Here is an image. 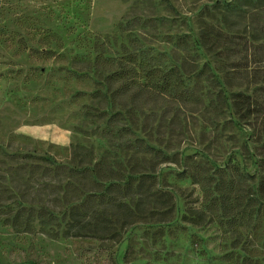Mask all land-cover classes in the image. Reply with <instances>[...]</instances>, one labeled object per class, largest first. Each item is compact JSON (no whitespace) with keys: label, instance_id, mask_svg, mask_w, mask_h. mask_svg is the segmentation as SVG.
Wrapping results in <instances>:
<instances>
[{"label":"rangeland","instance_id":"374dc122","mask_svg":"<svg viewBox=\"0 0 264 264\" xmlns=\"http://www.w3.org/2000/svg\"><path fill=\"white\" fill-rule=\"evenodd\" d=\"M0 264H264V0H0Z\"/></svg>","mask_w":264,"mask_h":264},{"label":"trees","instance_id":"16d2710c","mask_svg":"<svg viewBox=\"0 0 264 264\" xmlns=\"http://www.w3.org/2000/svg\"><path fill=\"white\" fill-rule=\"evenodd\" d=\"M96 69H105L109 72L106 76L108 87L114 90V94H125L136 90H158L160 92L171 93L172 91L181 92L183 86V80L180 77L179 72L168 71L165 72L158 67L151 65L148 61H145V55L143 52L131 51L126 55L106 58L98 55L95 58ZM183 95V94H182ZM115 121L110 122V127L116 129L119 135H124L128 131L127 128L114 127ZM141 151L150 152L153 148L147 145L140 144L138 146ZM194 179L201 186L204 197H215L214 193L218 194V197L214 198L215 201L222 205L224 209L231 205L228 197V189L233 187L234 181L227 190L224 191L223 182H217L213 185V191H211L212 177L203 174H194ZM36 217L41 220L52 221L55 219L46 209L41 208L36 211Z\"/></svg>","mask_w":264,"mask_h":264}]
</instances>
